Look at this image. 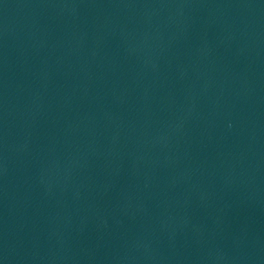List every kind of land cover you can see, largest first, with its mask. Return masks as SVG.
<instances>
[{"label": "water", "instance_id": "water-1", "mask_svg": "<svg viewBox=\"0 0 264 264\" xmlns=\"http://www.w3.org/2000/svg\"><path fill=\"white\" fill-rule=\"evenodd\" d=\"M264 131V0H98Z\"/></svg>", "mask_w": 264, "mask_h": 264}]
</instances>
